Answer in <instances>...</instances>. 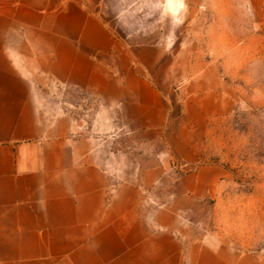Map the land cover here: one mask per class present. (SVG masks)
I'll list each match as a JSON object with an SVG mask.
<instances>
[{"label":"crops","instance_id":"1","mask_svg":"<svg viewBox=\"0 0 264 264\" xmlns=\"http://www.w3.org/2000/svg\"><path fill=\"white\" fill-rule=\"evenodd\" d=\"M199 2L0 0V264H264L189 223L223 171L176 126L165 40Z\"/></svg>","mask_w":264,"mask_h":264},{"label":"rangeland","instance_id":"2","mask_svg":"<svg viewBox=\"0 0 264 264\" xmlns=\"http://www.w3.org/2000/svg\"><path fill=\"white\" fill-rule=\"evenodd\" d=\"M199 1L165 40L169 60L184 50L182 70L169 72L165 89L176 126L198 144L200 165L223 171L217 198L189 223L196 236L264 254V0ZM64 106L79 124L91 119L80 106ZM117 137L106 145L118 158L164 150L162 142L145 147Z\"/></svg>","mask_w":264,"mask_h":264}]
</instances>
